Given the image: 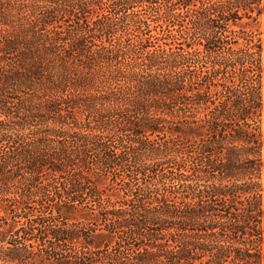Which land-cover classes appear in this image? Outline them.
Returning <instances> with one entry per match:
<instances>
[{"label":"trees","instance_id":"1","mask_svg":"<svg viewBox=\"0 0 264 264\" xmlns=\"http://www.w3.org/2000/svg\"><path fill=\"white\" fill-rule=\"evenodd\" d=\"M261 4L0 0V264H264Z\"/></svg>","mask_w":264,"mask_h":264},{"label":"rangeland","instance_id":"2","mask_svg":"<svg viewBox=\"0 0 264 264\" xmlns=\"http://www.w3.org/2000/svg\"><path fill=\"white\" fill-rule=\"evenodd\" d=\"M262 3H263V0H262ZM261 6L263 7V11H264V4H261ZM247 24H249V26H246ZM240 28H235V30L237 31ZM242 29L247 34L248 40L252 43V45H250L249 47L253 50L252 53H254V55H255L254 58L256 59V57L259 56L258 49H257L258 45L260 44L259 41H261V43L264 41V14H262L260 17H258V19L256 20L255 23L254 22L251 23L249 21H244L242 23ZM240 45H244V43L240 42ZM260 58H264V53L260 54ZM261 119H263V118L261 117ZM260 126H261V130L263 131L264 130L263 123L260 124Z\"/></svg>","mask_w":264,"mask_h":264}]
</instances>
